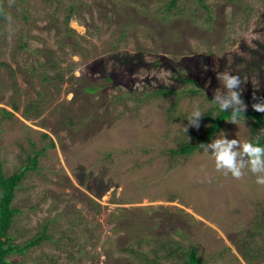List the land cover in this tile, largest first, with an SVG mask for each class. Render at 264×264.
<instances>
[{
  "label": "rangeland",
  "instance_id": "374dc122",
  "mask_svg": "<svg viewBox=\"0 0 264 264\" xmlns=\"http://www.w3.org/2000/svg\"><path fill=\"white\" fill-rule=\"evenodd\" d=\"M263 53L264 0H0L3 172L21 171L39 153L15 189L19 211L8 234L16 243L41 241L11 259L143 264L122 251L134 241L130 217L159 222L163 234L174 213L184 230L175 237L195 242L203 264H248L233 239L264 208V185L248 170L240 180L216 171L202 149L173 155L169 148L195 127L185 131L187 120L167 118L166 108L177 97V115L211 107L226 72L244 81L245 109L264 103L254 99L264 97ZM121 54L142 60L130 64ZM41 72L63 78L43 82ZM164 85L187 91L145 94ZM221 133L250 140L248 119L226 120L211 142Z\"/></svg>",
  "mask_w": 264,
  "mask_h": 264
},
{
  "label": "trees",
  "instance_id": "16d2710c",
  "mask_svg": "<svg viewBox=\"0 0 264 264\" xmlns=\"http://www.w3.org/2000/svg\"><path fill=\"white\" fill-rule=\"evenodd\" d=\"M176 0H172L175 2ZM68 16L66 22L68 21ZM123 55L120 57V61L129 62L135 64L138 60H142L140 54ZM264 58V53L261 54ZM35 67V66H34ZM33 67V69H34ZM104 71V70H103ZM41 79L46 81L61 80L63 77L60 73H56L54 76L47 72H41ZM108 80L112 79V75H105ZM178 80L192 82L197 87L199 83L194 80L190 75H178ZM259 78H263L261 75ZM264 83V78H263ZM86 90H94L95 86L90 85L85 87ZM200 88H189L188 91L191 94L199 91ZM187 90L178 89L173 86H160L152 90H145V94H152L155 97L171 98L174 96H180ZM264 96V89L262 90ZM175 98V97H174ZM213 100V99H212ZM35 104H38L36 102ZM212 106L205 110H201L204 115L200 118L199 129L189 130L191 139L181 141L177 147L169 148V151L174 155L193 154L196 150L201 149L200 144L210 143L216 133L223 127V124L231 116L229 111H220L219 106L212 101ZM179 106L178 97L175 98L169 106H167L166 114L169 119H181L187 120L190 114L177 115V108ZM14 110L19 109V105L12 104ZM5 115L13 116L14 112L9 111L6 108H1ZM25 117L30 118L28 113ZM241 117L248 119L250 126L251 137L253 142L257 141L259 137V143L264 146V112H258L253 108L244 109V114ZM108 153V152H107ZM39 153H36L30 158V164L26 165L21 171L5 174L3 172L2 163L0 162V264H20L17 261L11 259V256L16 253H22L27 248L35 245L41 241V234L36 237L26 240L23 243H16L13 238L8 234V230L13 222L14 215L19 209L14 206L13 201L15 197V189L19 185L25 169L29 167H35L37 157ZM109 155V154H108ZM164 208V207H163ZM129 215V214H127ZM162 218H167L166 213H162ZM132 219L133 227H130L128 233L134 235V241H131L127 246L122 247V251L128 252L133 256V260H137L143 264H166L165 261L172 260L174 258L184 259V264H203V260L199 257L198 248L195 242H188L186 245L183 240L176 238L175 236L184 237V230L176 226L177 214H172V228L167 232L159 233L157 229L159 222L153 224L142 225L140 220L134 217ZM171 231V232H170ZM174 233V234H173ZM240 256L248 264H257L264 262V208H261V213L254 217L249 222V226L243 233H238L237 237L233 239ZM147 244L152 246L149 250H142V245Z\"/></svg>",
  "mask_w": 264,
  "mask_h": 264
},
{
  "label": "clouds",
  "instance_id": "9594fccd",
  "mask_svg": "<svg viewBox=\"0 0 264 264\" xmlns=\"http://www.w3.org/2000/svg\"><path fill=\"white\" fill-rule=\"evenodd\" d=\"M218 79L222 87L214 90L213 100L219 106L220 111L231 112L227 120L229 123L238 124L245 109L241 98L243 91L241 85L244 81L239 75L227 72L219 75ZM222 92L224 95L221 94ZM254 99H264V97H254ZM252 107L258 112H264V103H253ZM203 115L204 113L198 107L195 108L187 117L188 123L184 126L185 131L188 127L199 129L200 118ZM200 147L204 152L212 155L216 171L226 176L230 174L232 178L240 180L245 175V170H248L256 176L258 185H264V146L259 143V137L256 142L252 140L241 142L238 139H226L221 133L219 138L210 143L200 144Z\"/></svg>",
  "mask_w": 264,
  "mask_h": 264
}]
</instances>
